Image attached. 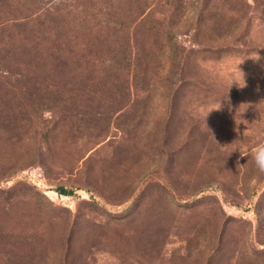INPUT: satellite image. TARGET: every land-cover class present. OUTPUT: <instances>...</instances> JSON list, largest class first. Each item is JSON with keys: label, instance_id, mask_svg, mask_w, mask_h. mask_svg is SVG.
Listing matches in <instances>:
<instances>
[{"label": "rangeland", "instance_id": "374dc122", "mask_svg": "<svg viewBox=\"0 0 264 264\" xmlns=\"http://www.w3.org/2000/svg\"><path fill=\"white\" fill-rule=\"evenodd\" d=\"M260 146L264 0H0V264H264Z\"/></svg>", "mask_w": 264, "mask_h": 264}, {"label": "trees", "instance_id": "16d2710c", "mask_svg": "<svg viewBox=\"0 0 264 264\" xmlns=\"http://www.w3.org/2000/svg\"><path fill=\"white\" fill-rule=\"evenodd\" d=\"M49 17H51L50 15H48ZM48 17V18H49ZM210 17H212V21H213V24L212 26L209 28V31L210 32H218L220 30L223 29V27L221 26L223 20L226 19V16L222 15V14H219V13H215V14H212ZM56 23H60V20L58 18H55V17H51ZM61 27V30H60V33L59 34V37H60V40L61 38L67 34V29L60 26ZM101 31V30H99ZM102 31H104V29H102ZM88 36V37H91V34H87L85 35V37ZM65 40V39H64ZM63 40V41H64ZM92 41H94V36H92ZM101 41H98L97 44H92V48L96 49V51L100 52L101 51V44H100ZM129 42H127V47H125V49L123 50V52L121 51H117L118 53V58H119V61H123L124 60H127V59H133V56L132 55V51H130V48L128 47ZM63 44V43H62ZM130 44V43H129ZM64 45V44H63ZM62 45H60V43L57 44V49L58 48H61ZM137 49V48H136ZM138 51H140V57L137 56L136 59L138 60V67H142V66H145L146 67V64H142V61L141 59L145 62V61H148L149 58L151 57V50L149 48L146 47V43L145 42H142L141 43V46L138 48ZM52 57H54V54L52 55ZM147 70V67L146 69ZM58 192L61 194V195H64V196H68V195H71L72 192H69L68 190H66L65 188H60L58 190Z\"/></svg>", "mask_w": 264, "mask_h": 264}, {"label": "clouds", "instance_id": "9594fccd", "mask_svg": "<svg viewBox=\"0 0 264 264\" xmlns=\"http://www.w3.org/2000/svg\"><path fill=\"white\" fill-rule=\"evenodd\" d=\"M233 83H235L238 87H245L246 81L244 79V75H242L239 79H234L232 81V85ZM252 155L257 169L261 172H264V146L258 147Z\"/></svg>", "mask_w": 264, "mask_h": 264}]
</instances>
